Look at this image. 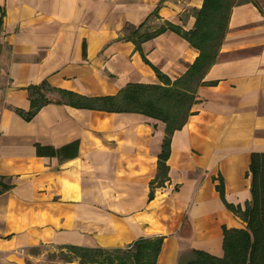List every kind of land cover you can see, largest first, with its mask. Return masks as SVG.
Masks as SVG:
<instances>
[{
	"label": "crops",
	"instance_id": "crops-1",
	"mask_svg": "<svg viewBox=\"0 0 264 264\" xmlns=\"http://www.w3.org/2000/svg\"><path fill=\"white\" fill-rule=\"evenodd\" d=\"M201 4L0 0V264H41L24 252L33 247L116 248L152 237L162 238L155 264H187L193 251L221 258L223 228H245L250 153L264 151V0L231 8L192 114L171 134L167 178L150 199L164 125L54 101L59 90L98 98L157 83V72L180 76L197 56L184 38L167 30L135 42L124 27L146 20L140 32L166 22L189 30ZM41 83L57 96L25 119L28 86ZM73 141V158L36 155L37 143Z\"/></svg>",
	"mask_w": 264,
	"mask_h": 264
},
{
	"label": "trees",
	"instance_id": "trees-1",
	"mask_svg": "<svg viewBox=\"0 0 264 264\" xmlns=\"http://www.w3.org/2000/svg\"><path fill=\"white\" fill-rule=\"evenodd\" d=\"M250 1L236 0L232 3L230 0H202L201 6L195 9L194 24L189 30L166 22L151 31L143 29L140 32L146 20L137 28L128 25L124 27L128 33L127 38L135 42L151 39L169 30L180 35L197 51V56L185 72L173 80L157 72V83L127 84L113 96L98 98L56 91L59 93V98L54 100L57 103L66 102L76 107L108 112H135L164 125L161 151L157 156V173L150 183L149 199L153 197V187L161 186L167 178L166 159L171 134L180 129L192 114L196 91L200 85L205 84L203 76L216 60L231 8ZM159 5L149 16L157 15ZM28 90L30 108L23 113L25 119H30L43 104L52 101L47 93L53 92L46 83L30 85ZM77 148V141L59 148L35 144L37 156H55L60 160L76 156ZM249 178L250 200L243 213L245 228H223L224 253L221 258L193 251L192 261L187 264H264V151L250 153ZM161 241V237L139 238L126 247L116 248L64 246L49 253V259H56L57 263L63 264L74 261L80 264H155ZM38 250V247H33L29 253L36 254ZM26 264L31 262L26 261Z\"/></svg>",
	"mask_w": 264,
	"mask_h": 264
},
{
	"label": "rangeland",
	"instance_id": "rangeland-1",
	"mask_svg": "<svg viewBox=\"0 0 264 264\" xmlns=\"http://www.w3.org/2000/svg\"><path fill=\"white\" fill-rule=\"evenodd\" d=\"M230 1L232 3H234L236 0H230ZM182 9H183V11L181 13V17L186 12V8H182ZM194 12H195V10H194ZM147 27H149V25ZM56 96L57 95H52V94L49 95L50 98H56ZM192 107H191V109H192ZM152 121H155V120L153 119ZM54 250L55 249L41 247V248H39V250H38V252L36 254L35 253L31 254V253H29V251H24V252H25L26 255L31 256V257H37V256L39 257L40 256V258L43 260L42 263H44V264H56V262H57L56 259H51V260L49 259V253L53 252ZM27 259H28L27 261H30L31 264H39V262L34 263V262H32L31 259H29V258H27Z\"/></svg>",
	"mask_w": 264,
	"mask_h": 264
},
{
	"label": "water",
	"instance_id": "water-1",
	"mask_svg": "<svg viewBox=\"0 0 264 264\" xmlns=\"http://www.w3.org/2000/svg\"><path fill=\"white\" fill-rule=\"evenodd\" d=\"M181 233L185 235L187 233V225L184 223V226L181 229Z\"/></svg>",
	"mask_w": 264,
	"mask_h": 264
}]
</instances>
